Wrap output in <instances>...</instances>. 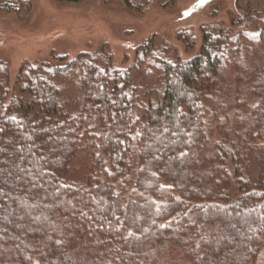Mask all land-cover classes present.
Here are the masks:
<instances>
[{
    "label": "trees",
    "instance_id": "trees-1",
    "mask_svg": "<svg viewBox=\"0 0 264 264\" xmlns=\"http://www.w3.org/2000/svg\"><path fill=\"white\" fill-rule=\"evenodd\" d=\"M30 1L0 0V8ZM245 35L247 63L237 56ZM158 68L154 100L138 93L129 69L85 53L23 63L13 81L0 60V264L257 260L264 11L248 13L239 32L208 27L198 53Z\"/></svg>",
    "mask_w": 264,
    "mask_h": 264
},
{
    "label": "rangeland",
    "instance_id": "rangeland-1",
    "mask_svg": "<svg viewBox=\"0 0 264 264\" xmlns=\"http://www.w3.org/2000/svg\"><path fill=\"white\" fill-rule=\"evenodd\" d=\"M263 11L264 0H147L142 10L121 0H31L18 11L0 8V60L8 64L13 81L23 63L85 53L101 66L129 69L138 93L146 99L151 92L155 100L163 88L160 60L190 58L200 50L208 27L239 32L248 13ZM184 31L189 41L181 38ZM243 38V54L237 56L247 63L254 59L249 53L253 41L251 35ZM253 264H264V247Z\"/></svg>",
    "mask_w": 264,
    "mask_h": 264
}]
</instances>
